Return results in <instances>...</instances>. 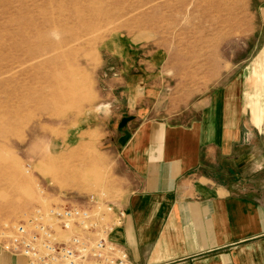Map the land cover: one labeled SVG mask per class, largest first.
<instances>
[{"label":"rangeland","instance_id":"374dc122","mask_svg":"<svg viewBox=\"0 0 264 264\" xmlns=\"http://www.w3.org/2000/svg\"><path fill=\"white\" fill-rule=\"evenodd\" d=\"M262 1L0 0V118L17 117L12 126L0 119V154L17 164L0 171V232L36 210L91 195L117 207L128 186L120 138L124 122L137 123L136 98L151 119L194 120L187 109L258 50ZM72 73L87 79L79 105ZM45 86L55 90L59 111L30 102ZM7 97L28 105L14 111ZM66 167L73 170L61 173Z\"/></svg>","mask_w":264,"mask_h":264},{"label":"crops","instance_id":"0c3cea01","mask_svg":"<svg viewBox=\"0 0 264 264\" xmlns=\"http://www.w3.org/2000/svg\"><path fill=\"white\" fill-rule=\"evenodd\" d=\"M255 14L258 50L194 120L151 119L136 98L124 122L126 216L109 240L131 264H264V1ZM0 264L27 261L0 247Z\"/></svg>","mask_w":264,"mask_h":264},{"label":"built area","instance_id":"2783aa9c","mask_svg":"<svg viewBox=\"0 0 264 264\" xmlns=\"http://www.w3.org/2000/svg\"><path fill=\"white\" fill-rule=\"evenodd\" d=\"M125 216L91 195L83 204L36 210L0 234V247L27 264H131L128 253L109 240Z\"/></svg>","mask_w":264,"mask_h":264},{"label":"bare ground","instance_id":"6f19581e","mask_svg":"<svg viewBox=\"0 0 264 264\" xmlns=\"http://www.w3.org/2000/svg\"><path fill=\"white\" fill-rule=\"evenodd\" d=\"M69 76L73 80L72 84H73L74 89L76 91V95L78 96V99H76L77 101L75 102V104L79 105L81 103H84V101H85L84 91H85V87L87 86V79L84 77H80L78 79H75V78H73L75 76V74H73V73L70 74ZM54 91L55 90L53 88H49V87L45 86V87L41 88L39 91H37V94L34 95V97H32L29 100H31L30 102H35L38 105V108H37L38 111H41V112L59 111L58 109L60 108V102H59V100L56 99L57 96L53 94ZM69 97H70L69 94L67 96H65L66 99ZM5 103L7 104V107H8V105H10L12 103V107L14 108V109L13 108L12 109L14 111H19L21 109H24V107L28 105V100L27 99H21V100H18V101L16 100L15 102H12V99L10 97H7V101ZM15 109H17V110H15ZM6 113H8V114H6ZM6 113H5L4 118H0V119L2 121H6L7 126H12L17 117L14 115V113H11L9 111H7ZM33 118L26 125H24V127L22 128L23 130L29 129L31 122L35 121L34 120L35 118L34 119ZM4 139H5L4 136L0 135V140H4ZM90 156L94 157L92 164L95 167H98V164L101 165V159L95 153H90ZM90 156L87 155V157H90ZM12 164H16V163H11V161L3 158L2 155L0 154V171L4 167L7 168L10 166H13ZM85 166L92 168V166L88 165V163H87V165L85 164ZM16 167H17V164H16ZM68 170L72 171L73 169L70 167H66L62 170L61 173H65V171H68ZM70 176H71V174H70ZM73 176H76V175H72L71 177H73ZM75 180H77V177L75 178ZM80 182L77 181V183H80ZM0 206H2V205L0 204ZM19 208L20 207L17 208V211L15 210V212H12L10 216L16 217L18 214H20L21 211L19 210ZM24 219H26V218H24ZM18 221L14 222L10 226H7L6 229H4L3 231H5L6 233H10L11 228L15 227L18 224ZM3 231H1L0 234L4 233Z\"/></svg>","mask_w":264,"mask_h":264}]
</instances>
